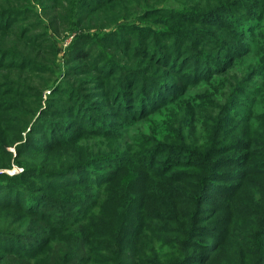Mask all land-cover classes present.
Wrapping results in <instances>:
<instances>
[{
  "label": "rangeland",
  "instance_id": "1",
  "mask_svg": "<svg viewBox=\"0 0 264 264\" xmlns=\"http://www.w3.org/2000/svg\"><path fill=\"white\" fill-rule=\"evenodd\" d=\"M84 40L88 59L72 58ZM5 135L15 142L1 144L0 180L22 200L29 187L54 191L32 218L46 229L39 256L80 247L69 264H110L108 251L133 243L175 259L155 203L162 187L193 183L198 156L229 162L213 173L231 182L205 180L218 200L262 214L264 0H0ZM248 240L253 251L260 237ZM229 258L225 247L220 264Z\"/></svg>",
  "mask_w": 264,
  "mask_h": 264
},
{
  "label": "trees",
  "instance_id": "2",
  "mask_svg": "<svg viewBox=\"0 0 264 264\" xmlns=\"http://www.w3.org/2000/svg\"><path fill=\"white\" fill-rule=\"evenodd\" d=\"M86 43L89 42L78 41L76 45L81 46H76L75 49L78 48L81 54L72 51L71 57L88 59ZM96 110L94 105L88 104L89 113ZM47 138L46 141L51 140V136L48 135ZM13 142L15 140L12 135L0 138V152H3L2 143ZM220 156L222 154L217 157ZM211 158L208 156L204 164H197L202 160V156H198L188 165L189 169L193 170V183L178 180L175 185L162 187L158 193L161 201L156 200L155 204L158 212L156 215L160 216L158 227L162 234L161 239L171 247L177 257L161 260L159 256L153 255L156 258L150 260L140 250L131 249V246L135 245L130 243L129 247L108 251L110 264H172L173 261L174 264H220V254L225 247L231 258L228 259L229 262L222 264H264V212L261 214L254 209L246 198L234 201L216 198L221 189L206 184L207 176L211 172L213 178L231 182L229 179L231 175L224 177L213 173L214 168L226 166L229 162L222 160L219 165H215L218 160ZM233 182L231 188L235 194L241 186H236ZM213 188L215 192L211 193L210 190ZM258 192L264 194V187L260 186ZM25 193V199L22 200L11 185L5 180H0V264H69L80 252L83 253L81 248H78L76 254L71 251L65 253L64 250L49 249L45 255L39 256L48 246V240L45 239L46 229L31 226L32 218L42 212L41 199L53 194L54 191L49 186L40 190L29 187ZM35 195L37 198H33ZM133 200L134 196L129 192L127 197L123 198V203L130 205ZM224 215L226 217L233 215L237 219L234 223L224 221ZM128 216L126 214L125 218ZM245 221L253 225V235L249 237L245 227H240ZM16 222L23 224L19 230L16 229ZM4 224L5 228H2ZM258 235L260 242L256 249L249 250L251 241L248 239ZM90 254L85 251L83 258L90 256V259H94ZM234 257L236 259L233 262Z\"/></svg>",
  "mask_w": 264,
  "mask_h": 264
}]
</instances>
